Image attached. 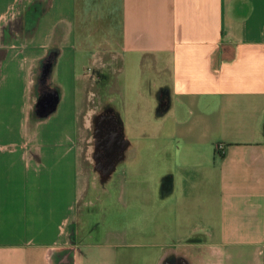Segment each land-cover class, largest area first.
<instances>
[{
    "label": "crops",
    "instance_id": "0c3cea01",
    "mask_svg": "<svg viewBox=\"0 0 264 264\" xmlns=\"http://www.w3.org/2000/svg\"><path fill=\"white\" fill-rule=\"evenodd\" d=\"M102 60L144 62L161 91L128 101L149 144L126 131L131 221L100 228L79 209V138ZM199 184L243 210L241 244L263 251L264 0H0V264H165L218 246L185 208Z\"/></svg>",
    "mask_w": 264,
    "mask_h": 264
},
{
    "label": "rangeland",
    "instance_id": "374dc122",
    "mask_svg": "<svg viewBox=\"0 0 264 264\" xmlns=\"http://www.w3.org/2000/svg\"><path fill=\"white\" fill-rule=\"evenodd\" d=\"M101 59L103 58L101 57ZM103 64L104 60H102L98 68L95 66L92 72H88V76L91 78L89 77L88 79L86 107L80 117L81 134L79 138L81 149V170L79 173L81 197L79 209L82 213H85V210H87L89 225L97 223V226L100 225V228L111 224L117 227L123 226L130 220L127 217V214H129L127 207V197L129 195L127 192L129 186L133 188V184L129 185L127 183V168L122 169L121 167V164L127 162V159L123 160L124 152L121 158L116 161V167L110 174L108 173L109 171H105L99 165L98 146L101 138L100 130L104 128V124L106 125L107 117L115 115L114 118L120 126L122 140L125 141L127 131L131 137L134 139L137 137L140 140V149L144 151L146 145L148 146L149 144V140L146 135L134 136L135 134L133 135L131 132L128 101L132 98L136 100L137 98H141L142 102L139 103L138 107L143 110L146 106V103L143 102V97H149L151 91H154L156 95L161 91L158 86H154L151 70L144 62L140 65L125 63L121 69L117 61L114 63L109 62L106 65ZM117 104L122 111L121 116L116 110ZM123 123L127 127L126 130ZM157 143V154L161 157L160 153L162 154V152H160V149L163 146L159 142V136H157ZM173 144L175 145V142ZM159 157L158 159H161ZM171 171L174 175L173 168L169 169V172ZM155 184H152L154 189L156 187ZM136 185L137 191L139 189L138 192L145 191L143 189L145 184L137 183ZM203 187V184H199L196 188L197 190L194 189L198 193L194 192L191 198L188 199L189 206H185V208L189 212H193L194 225L200 226V230L197 232H202L203 225L208 226L210 231L213 230L215 236L208 243L218 244V246L181 248L183 252H178L175 248H172L168 261L165 264H192V261L185 254H193L192 257L195 258L193 264H262V256L264 255V250L260 252L262 246L256 248V246L241 244V240L245 236L244 234H247L242 228V223L245 222L243 210L239 209L236 212H227L222 202L224 197L221 196L219 190L215 187L214 190L210 189L209 193H206ZM119 191L120 195H117ZM131 193H133L132 190ZM199 193L201 194L198 195ZM119 196H121L120 200H118ZM131 202L139 203L136 207H140L144 200L136 199ZM85 203L89 204L88 209H86ZM134 206L132 205V207ZM213 219L216 223H224L226 221V223L232 226V231H234L231 234L234 242L233 245L224 244L220 230L212 222ZM252 233H255V231ZM210 251L214 253L210 255Z\"/></svg>",
    "mask_w": 264,
    "mask_h": 264
},
{
    "label": "flooded vegetation",
    "instance_id": "af4514ba",
    "mask_svg": "<svg viewBox=\"0 0 264 264\" xmlns=\"http://www.w3.org/2000/svg\"><path fill=\"white\" fill-rule=\"evenodd\" d=\"M115 115L108 116L106 125L100 130L101 138L98 146V163L105 171L112 169L116 161L121 158L126 142L122 140L120 126Z\"/></svg>",
    "mask_w": 264,
    "mask_h": 264
},
{
    "label": "water",
    "instance_id": "95a60500",
    "mask_svg": "<svg viewBox=\"0 0 264 264\" xmlns=\"http://www.w3.org/2000/svg\"><path fill=\"white\" fill-rule=\"evenodd\" d=\"M125 142H126V145H125V149H126L128 143H129L128 139L125 138ZM115 167H116V164H114V166L112 167V169L109 170L108 173L110 174L115 169Z\"/></svg>",
    "mask_w": 264,
    "mask_h": 264
},
{
    "label": "built area",
    "instance_id": "2783aa9c",
    "mask_svg": "<svg viewBox=\"0 0 264 264\" xmlns=\"http://www.w3.org/2000/svg\"><path fill=\"white\" fill-rule=\"evenodd\" d=\"M93 69H94L93 67H90L88 71H91V72H92ZM222 147H223L222 145H219V146H218V148H219L220 150L222 149Z\"/></svg>",
    "mask_w": 264,
    "mask_h": 264
}]
</instances>
